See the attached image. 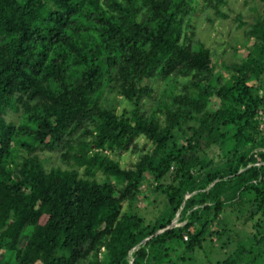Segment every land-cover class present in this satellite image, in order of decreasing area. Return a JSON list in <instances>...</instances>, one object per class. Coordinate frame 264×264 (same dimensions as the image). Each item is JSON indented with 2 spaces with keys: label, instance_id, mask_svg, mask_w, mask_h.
Wrapping results in <instances>:
<instances>
[{
  "label": "trees",
  "instance_id": "16d2710c",
  "mask_svg": "<svg viewBox=\"0 0 264 264\" xmlns=\"http://www.w3.org/2000/svg\"><path fill=\"white\" fill-rule=\"evenodd\" d=\"M200 1L216 0H0L9 264H197L232 245L231 219L252 223L255 242L209 264H264V18L223 80L210 49L189 44ZM158 81L169 93L149 109ZM140 137L152 149L122 167L111 155ZM147 176L164 198L153 220L139 207Z\"/></svg>",
  "mask_w": 264,
  "mask_h": 264
},
{
  "label": "rangeland",
  "instance_id": "374dc122",
  "mask_svg": "<svg viewBox=\"0 0 264 264\" xmlns=\"http://www.w3.org/2000/svg\"><path fill=\"white\" fill-rule=\"evenodd\" d=\"M264 18V3L253 0H216L212 4H205L200 1L197 5L195 13L192 15L191 22L187 35L189 44L192 48L198 49L200 46H205L210 49L217 62L215 64L216 75H220L223 80L229 76L227 67L235 62L240 61L239 55L244 53L245 31L255 18ZM155 92L154 100L150 102L149 109L156 106L159 98L169 93L171 84L164 82H154ZM153 85V86H154ZM108 105L115 107L117 113L124 110H130L131 105L121 96L111 94L107 96ZM260 118L264 120V113L260 112ZM263 125H261V128ZM137 146H133L129 151L120 155H111L117 160L122 167L129 168L132 164L137 163L141 156L146 151L152 149V145L147 143L145 137H140L135 140ZM134 143V144H135ZM210 153L212 157L217 158V148L211 147ZM48 155L43 156L47 158ZM51 164L59 165L56 157L51 158ZM259 165V164H257ZM64 167V166H62ZM152 178L147 176L143 182V190L139 207L144 213L147 220H153L154 215L162 207L164 198L158 194L155 189H152ZM126 206V204H125ZM236 214H233L234 217ZM264 219V217L262 218ZM173 226L178 227L185 224V220L181 219L180 213L173 221ZM263 224V223H262ZM231 227L233 230L232 245L226 249H211L207 247V253L201 251L196 255L197 264H209V259H217L223 255L231 254L232 251H239L241 247L245 250L250 248L255 242L254 229L252 223H245L243 220H232ZM209 254L210 258H207ZM176 253L173 254V257ZM129 264H136L134 257L130 253L127 257ZM7 256L0 252V264H9ZM149 260H144L142 264H148Z\"/></svg>",
  "mask_w": 264,
  "mask_h": 264
},
{
  "label": "built area",
  "instance_id": "2783aa9c",
  "mask_svg": "<svg viewBox=\"0 0 264 264\" xmlns=\"http://www.w3.org/2000/svg\"><path fill=\"white\" fill-rule=\"evenodd\" d=\"M174 224V223H173Z\"/></svg>",
  "mask_w": 264,
  "mask_h": 264
}]
</instances>
